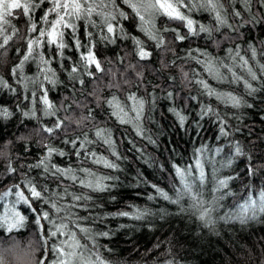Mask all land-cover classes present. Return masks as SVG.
<instances>
[{
    "label": "trees",
    "instance_id": "16d2710c",
    "mask_svg": "<svg viewBox=\"0 0 264 264\" xmlns=\"http://www.w3.org/2000/svg\"><path fill=\"white\" fill-rule=\"evenodd\" d=\"M136 1L140 3V0ZM144 1L146 4L149 2ZM88 2L92 3L93 0ZM95 2L107 5L104 9L97 8V12L113 10L126 14V19L117 18L119 28L123 29V38L117 36L114 42L101 39L106 34V30L101 31L100 28L102 17L93 13L87 20H75V32L71 28L63 29L67 47L63 49L62 57L55 46L44 43L38 51L49 61L48 65L45 67L40 56H37L35 60L25 62L22 73L15 76L12 69L26 54L27 42L37 38L41 28L46 27L41 17L52 7V3L51 0H45L32 13L37 25L36 32L29 30L26 16L21 15L19 10H13L7 32L11 34L15 29V34L7 45L0 48V59L6 60V63L0 64V78L8 85L0 86V109H6L9 113L0 115V149H4L6 142L11 140L14 158L17 154L20 158L14 164L16 171L9 175H2L6 169L0 162V218L17 212L25 217V221L22 228L11 233L0 228V254L19 258L36 247L35 241L40 239V264H59L61 256L54 249L59 248L62 242H65L66 251L75 252L73 257H64L69 264H264V214L258 213L245 223L237 219L239 205H243L250 197L258 199L264 191V85L261 81L253 82L258 90L249 95L242 82L219 83L208 74L202 63H197V59L204 61L210 56L234 66L239 61L228 58V49H238L241 56L250 59L251 45L257 50V56L255 60L250 59V65L257 70L259 64H264V6L258 0H252L249 10L242 0H231V3L230 0H223L227 9L226 19L231 27H220L219 32L212 31L209 36L204 32L193 35L183 22L153 15V10L149 8L150 12L141 13L145 17L142 29L139 17L123 0H114V9L109 5V0ZM182 11L195 21L197 27H217L212 12ZM235 11L241 12V16H233ZM252 16L256 17L255 22L250 20ZM55 18V13L48 16L49 21ZM153 30L158 36L164 37V48L158 49L156 42L150 39L148 31ZM88 33L92 34V50L105 70L122 66L119 70L123 72L130 62L146 65L143 87L137 81L135 86L124 91L104 88L109 77L98 73L94 66L86 70L80 57L88 49L83 46L77 49L75 45L74 36L82 45H87ZM177 34L186 39L177 40ZM224 36L229 39L224 40ZM135 40L142 41L145 50L151 54L149 59L139 60ZM214 40L219 41V44H214ZM169 48L175 49L176 56L167 51ZM110 59L114 63H110ZM161 59L165 63L176 60V64L166 71H158ZM180 64L185 65L186 71L194 69L198 74L197 79H204L218 91L239 96L241 106L233 108L214 97L201 95L203 90L198 84L191 85L190 90L183 89L179 84L177 66ZM72 67H78V73L73 76L78 75L83 84L69 76ZM42 70L47 71L50 79H55L57 83L53 85L45 80ZM234 70L238 73L243 71L235 67ZM89 71L93 75H88ZM127 77L136 80L132 70L127 72ZM97 85L103 88L102 96L108 99L115 96L122 106L132 104L127 99L129 95L144 101L140 122L143 135H137L133 124H121L108 106H104L103 113L96 108L93 97L87 96V93L92 92ZM168 92L172 93L171 99L168 98ZM45 93L57 108L63 102L71 105L69 112H76L77 115L80 110L71 103L72 99L79 102L87 96L89 108L99 121L94 130L87 131L89 143L83 147L81 142L85 136L82 133L64 136L62 130H58L56 136L59 139L53 137L50 144L65 155L54 152L47 161L50 168L48 172L44 171L43 166L34 167L48 155V148L39 147L35 139L28 144L16 139L22 134L34 135V130L41 123L48 127L56 123L57 117L44 118L42 115ZM65 96L69 99L65 100ZM193 96L197 98L191 99ZM206 104L215 107L221 119L212 116L201 118V109ZM33 106L38 119L23 115ZM89 108L83 110L85 115ZM172 108L187 117L182 127L169 110ZM64 115L63 112L57 113L60 118ZM221 120L226 123L222 125ZM222 126L227 136L220 134ZM98 129L107 130L110 134L120 159L112 156L108 146L95 136ZM65 140H75L76 147L70 142L65 143ZM237 144L245 155H235L234 146ZM89 151L115 161L119 169H108L94 164L91 158L85 159ZM198 163L203 166V183L196 179L200 174ZM52 166L71 169L78 179L85 181L93 180V177L82 169L91 170L95 178L114 176L118 179L104 180V183L111 185L110 190L97 192L66 175H56ZM174 166L185 170V181L182 182L177 176ZM250 168L255 169L251 174ZM229 177L235 179L229 181L228 188L223 190L228 194L219 199L217 206L214 198L220 193L215 191L214 183L218 178ZM29 180L43 191L45 198L56 194L53 198L57 200L58 206L71 207V218H64V212L55 214L50 204L35 198L30 200L31 209L35 211L27 205L16 203L17 191L30 195L26 185ZM185 182L191 185V195H184L178 203H173L178 193L184 191ZM9 191L11 194L4 196ZM161 193H166L169 199H164ZM79 195L89 198L79 201L73 199V196ZM137 210L146 213L144 218L132 219L118 215L120 212L134 214ZM207 210H211V213L205 222L200 219V215ZM44 212H48L50 219L56 220L57 224L63 218V223L68 225L65 231L73 235L58 233L52 236L53 225L47 219H40ZM223 217L230 219L225 220ZM105 232L107 236L102 235ZM73 237L78 244L75 248L69 247Z\"/></svg>",
    "mask_w": 264,
    "mask_h": 264
},
{
    "label": "snow or ice",
    "instance_id": "6c2138e0",
    "mask_svg": "<svg viewBox=\"0 0 264 264\" xmlns=\"http://www.w3.org/2000/svg\"><path fill=\"white\" fill-rule=\"evenodd\" d=\"M45 0H0V48H3L8 42L12 39V36L15 34V29H13L12 33L9 34L7 32V28L10 25V18L13 16V10H19L21 15L26 16L28 18V22L30 25L29 30L31 32L37 31V25L33 21L32 13L35 9L40 5L43 4ZM252 0H242V3L250 10ZM261 6H264V0H258ZM52 7L48 9L45 14L41 17L42 24L46 27L41 28L39 31V35L35 39H30L27 42V52L23 56L21 62L12 69V74L15 76L18 73H22L25 62L30 60H35L37 56H40L41 63L48 65L49 61L45 60L43 56L40 55L38 49L39 47L47 43L48 45H53L56 47L58 54L62 57L63 56V49L67 47L63 37L64 31L63 29L71 28L73 32H75V20L85 19L87 20L93 13L102 17V24L100 25L101 31L106 30V34L101 37L103 40H107L110 42H114L117 36H121L123 33V29L119 28V21L118 17L127 18L124 12H116L110 10L108 12L99 11L97 12V8L104 9L107 7L103 2L97 4L95 0L92 3H89L88 0H51ZM123 3L128 4L130 8H132L135 14L139 17L140 21L142 22L141 27L143 29V22L145 17L141 14V8L147 7L153 10V15H160L165 16L169 20H176L183 22L184 25L187 27L189 33L196 35L198 32L208 33L211 36V32L213 29L206 27L204 25H199L198 27L195 24V21L191 19L188 15H186L182 9H187L188 11H196V10H207L214 14V20L216 23V28L220 27H231L228 24L226 19L227 9L225 8L223 0H149V2L145 5L143 3L134 2V0H123ZM231 3V0H230ZM109 5H112L113 9L115 8L114 0H109ZM52 13H55L56 18L52 21H49L48 16ZM235 17H240L241 12L235 11L232 13ZM67 17V19H66ZM252 22L256 21V17H250ZM116 23H113V22ZM94 23V22H93ZM167 30V29H166ZM175 31V30H173ZM89 43L87 45H82L80 40L75 36L74 41L77 49L86 47L88 51L86 53L81 54V61L83 62V67L87 70L91 66L95 67L97 72L103 71L101 66V62L97 59L95 52L92 50L94 45L92 44V34L88 33ZM148 35L150 39L156 40L159 42V36L156 34V31H148ZM44 37L45 39H40ZM121 38H123L121 36ZM177 40H184L186 39L185 36L177 34L175 36ZM136 45V54L141 59H147L150 57V53L145 50L142 45V41L135 40ZM249 51L251 52V60H255L257 56V50L253 46H249ZM229 59L236 61L238 60L239 63L234 66H229L228 64L224 63L220 59H214L209 56L208 59L204 61H200L197 59V63H202L204 69L208 72L210 76L216 79L219 83L235 81L237 83L243 84L245 91L251 95L255 93L258 89L254 87V83L256 81H261L262 85H264V64H259L258 69L254 70L253 67L250 65V59H245L243 56L240 55V51L238 49H228ZM201 55H207V53H202ZM194 58V57H193ZM195 59V58H194ZM235 68L243 69L242 72H237L234 70ZM78 67H72L71 73H77ZM227 73L228 75H225ZM42 74L45 80H48L50 83L56 81L55 79H50L49 74L47 71L42 70ZM88 75H93L91 71L88 72ZM195 77L196 73H192ZM229 76L231 79H229ZM73 79L80 80L79 76H73ZM83 82V81H81ZM196 84L199 85L200 89L203 91L201 95H205L207 97H214L215 100L219 101L222 104L230 105L233 108H239L242 104V100L239 96L234 95L232 92H221L217 89L213 88L207 81L204 79H197ZM0 86L8 87L6 82L0 78ZM197 97L193 96L191 99H196ZM128 100L132 101L131 105L122 106L120 101L113 96V98L108 101L109 106L113 109L112 114L117 117L121 124H133L136 129L137 135H143V129L141 128V120L143 118V110H144V101L142 99H138L135 95H129ZM42 102L47 105L49 109L53 108V104L49 101L47 94L45 93L42 98ZM127 108V111H125ZM174 113L177 117L180 126L182 127L187 120V117L184 116L181 111H178L175 108L169 109ZM130 113L132 115H130ZM6 109H0V115H8ZM27 115V113H25ZM201 118L204 116H212L216 117L217 119L220 118V114L216 111V108L210 105H205L201 109ZM222 125L226 123L225 121L221 120ZM59 127V124L57 125ZM47 131L49 133L55 131L53 128H48ZM220 134L227 136L228 133L225 128L222 126L220 129ZM95 136L98 138L99 141H102L103 144L108 146V149L111 150V155L116 157V159H120L118 153L114 150V141L111 139L110 134L107 130L98 129L95 132ZM72 143L73 147H76V141H66V143ZM85 143H89L87 138L81 142V147L84 146ZM219 151V150H217ZM54 152H57L59 155H65L64 152L58 151L53 147H48V155L43 158L37 165L34 167H41L43 166L44 171H50L49 158L52 156ZM234 153L236 156L245 155L243 153L239 144L234 146ZM79 154V153H77ZM91 158L94 164L103 165V167L108 169H119V165L110 160L103 155H97L95 152H88V155L85 159ZM200 168L199 177L196 178L200 183H203L205 180V175L203 171V166L197 164ZM54 168V172L56 175L60 176H68L73 181H76L82 184L84 187L92 189L93 191L97 192H104L108 191L111 188V185L104 183V180L107 179H118V177H101L95 178V175L89 169H82V171L86 172L89 176L93 177V180H82L78 179L71 169H60L58 167L52 166ZM175 167V166H174ZM255 169L250 168V174L254 172ZM175 172L177 176L181 178V181L186 180L185 170L179 167H175ZM231 179H235V177L229 178H218L215 183V191L220 193V196L214 198V204L218 206V201L221 197L227 195L228 193L224 192V189H227L229 186V181ZM27 191L30 195H25L23 191H17L15 193L16 196V203H22L27 205L31 209L30 200L35 198V200H42L45 204H50L51 209L54 210L55 214H59L61 212L65 213L64 218H71V207L65 208L64 206H58L57 200L53 197L56 194H53V197H44V193L41 190H38L37 186L33 184L30 180L26 181ZM155 187V185H153ZM191 185L188 183H184V191L178 193L177 200L173 201V203H178L179 199L182 198L184 195H191ZM11 191L4 193V196L10 195ZM164 199H169L166 193H161ZM89 197L84 195L73 196L74 200H86ZM151 198V197H150ZM203 203V202H200ZM195 207V205H194ZM240 212L237 214V219L240 220L241 223L247 222L249 219H253L256 217L258 213L264 214V191L259 194L258 199H252L251 197L243 204L239 205ZM35 211V209H31ZM211 210L201 212L200 219L207 222L206 217L210 216ZM120 216L130 217L132 219H142L146 215L145 212L137 210L136 213H129V212H120L118 213ZM40 219H47L53 225L54 230L51 232L52 236H56L58 233L66 234L72 236L71 232H66L65 230L68 228V225L63 223V218L61 222L57 224L56 220H52L49 217L48 212H44ZM225 220H229L230 217H223ZM25 221V217L20 215V213L12 212L8 217L0 218V228L5 229L7 232L11 233L14 230H18L23 227ZM37 224H39V219L37 220ZM81 231H87L86 229H81ZM102 235L107 236L108 233H102ZM64 243L62 242L61 246L57 249H54L58 255L61 256V260L59 264H69L68 260H65L64 257H73L75 256V252H69L65 250ZM78 244L75 242V238L73 237V243L69 245V247L75 248Z\"/></svg>",
    "mask_w": 264,
    "mask_h": 264
},
{
    "label": "clouds",
    "instance_id": "9594fccd",
    "mask_svg": "<svg viewBox=\"0 0 264 264\" xmlns=\"http://www.w3.org/2000/svg\"><path fill=\"white\" fill-rule=\"evenodd\" d=\"M212 31L219 32L220 28H215ZM223 39L228 40L229 37L224 36ZM158 40L159 42L154 40L156 42V47L158 49L164 48L165 46L164 37L159 36ZM213 43L218 45L219 41L214 40ZM167 51H171L173 56H176V52L174 48H169L167 49ZM147 59H149V57ZM147 59H141L139 57V60L141 61L147 60ZM4 63H6V60L0 59V64H4ZM175 64H176V60H172L169 63H165V61L161 59L160 60L161 68L158 69V71L159 70L166 71L167 69H169ZM114 67L115 66L109 67L107 70L103 68V71L98 72V73H103L105 76L109 77V82L106 85H104V88H107L109 91L113 89L118 92L124 91L125 88L131 89L133 86H135L137 81H139L140 87H143L144 71H145V68L147 67L146 65H142L139 63L133 64L130 62L125 66L123 72H121L119 68H115L114 70ZM138 67L140 69L139 71H137ZM177 67L179 69V76H180L179 84L182 86L183 89L190 90V86L193 84H196V80H197L196 77L198 74L195 72L194 69H190L186 71L184 64H180ZM129 70H132L135 73L136 80H133L127 77V72ZM194 72L196 73L195 77L192 75V73ZM117 73H119V76H120L119 79H117ZM73 74H76V73H69V76L73 78ZM100 79L102 81L103 76H101ZM172 79L174 80L175 77H172ZM81 81H83L82 79H80L79 82L83 84V82ZM56 83L57 81H54L52 84L55 85ZM102 91H103V88H100L99 85H97V87L94 88L92 92L87 93V96L93 97V102L95 103L96 108L101 110V113H103L104 106H108L110 108L108 101L111 100V99H108L102 96L101 95ZM87 96L79 102H77L74 98L71 101V103L75 104L76 108L80 110L79 115H77L76 112H69V108L71 107V105H65L63 102H61L58 108L55 105H53L52 109H49L47 105H45L42 102L43 106L41 108V112H42L43 117L44 118L57 117L56 123L52 127H48L41 123V126L34 130V135L32 134L23 135L22 134L16 138L17 141L23 142L24 144H28L33 139H35L36 144L39 147L48 148L51 146L50 140L53 137L59 139V137L56 136V133L58 130H62V134L64 136H67L69 134L75 135L76 132H80L86 138L87 131L94 130L99 123L96 117L92 114V110L89 108V102L87 100ZM171 97H172V93L168 92V98L171 99ZM64 99L68 100L69 97L65 96ZM85 108H89L87 115H85L83 111ZM58 112L65 113L63 118H60L57 116ZM25 113H27V115H25ZM23 115L26 117L30 116L33 119H38L34 106L30 111L24 112ZM58 124H59V127H57ZM73 126L75 127L73 128ZM48 128H53L55 129V131L49 133L47 131ZM66 141L67 140H65L64 142L66 143ZM11 147H12V141L9 140L6 142L5 148L0 149V162H3L4 168L6 169V172L3 173L2 175H9L16 171V168H14V164L16 163V160H18L20 157L17 154L14 158V154L11 151ZM20 167H24V165H20ZM35 243H36V247L31 248L29 252H27L26 254L22 255L19 258L17 257L9 258L8 256L0 254V264H40L39 257L41 255L42 241L40 239H36Z\"/></svg>",
    "mask_w": 264,
    "mask_h": 264
},
{
    "label": "rangeland",
    "instance_id": "374dc122",
    "mask_svg": "<svg viewBox=\"0 0 264 264\" xmlns=\"http://www.w3.org/2000/svg\"><path fill=\"white\" fill-rule=\"evenodd\" d=\"M136 2H138V1H136ZM140 3H143V4H145L146 5V3H145V1L144 0H140ZM147 11H149L150 12V10H148V8L147 7H144V8H141V13L143 14L144 12H146L147 13ZM150 14V13H149ZM19 40H21V38L19 39ZM112 59V58H111ZM109 60L110 62H112V60ZM112 63H114V62H112ZM112 65V64H111ZM119 67H122V66H119ZM119 67H117V68H119ZM120 69V68H119Z\"/></svg>",
    "mask_w": 264,
    "mask_h": 264
}]
</instances>
